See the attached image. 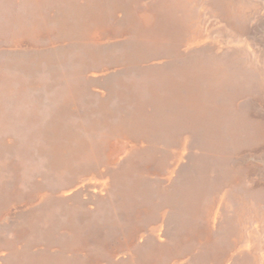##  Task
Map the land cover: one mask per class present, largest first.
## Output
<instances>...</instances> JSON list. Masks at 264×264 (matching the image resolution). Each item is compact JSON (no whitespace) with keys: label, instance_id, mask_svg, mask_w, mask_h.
<instances>
[{"label":"rangeland","instance_id":"1","mask_svg":"<svg viewBox=\"0 0 264 264\" xmlns=\"http://www.w3.org/2000/svg\"><path fill=\"white\" fill-rule=\"evenodd\" d=\"M262 50L264 0H0V264H264Z\"/></svg>","mask_w":264,"mask_h":264},{"label":"bare ground","instance_id":"2","mask_svg":"<svg viewBox=\"0 0 264 264\" xmlns=\"http://www.w3.org/2000/svg\"><path fill=\"white\" fill-rule=\"evenodd\" d=\"M177 4V3H176ZM233 4V3H232ZM221 5V4H220ZM230 5V4H229ZM168 6V5H167ZM175 6V5H174ZM212 6V5H211ZM245 7L246 8H239V11H237V15H239L240 17H242V15H243V12L244 13H247V14H249L250 12H252V11H254V9H255V5H251V4H247V5H245ZM161 8V7H160ZM175 8V7H174ZM224 9V8H223ZM261 10V9H260ZM216 17V16H215ZM230 17H232V16H230ZM245 17V16H244ZM247 18V17H246ZM217 23V22H216ZM189 24V23H188ZM198 24V23H197ZM146 26V25H145ZM147 32V31H146ZM181 33V32H180ZM180 36V35H179ZM197 36V35H196ZM204 37V36H203ZM160 40V39H159ZM202 40V39H201ZM176 41H178V40H176ZM180 41V40H179ZM192 42H193V44L194 45H200L201 43H202V41H200L199 39L197 40V39H193L192 38ZM25 43V42H24ZM177 43V42H176ZM188 43V42H187ZM191 45H193L192 43H190ZM241 45V44H240ZM246 45V44H245ZM237 46V45H236ZM163 47V46H162ZM178 47V46H177ZM249 47V46H248ZM140 48V47H139ZM139 48H138V51H139ZM151 48V47H150ZM149 48V49H150ZM179 48V47H178ZM250 48V47H249ZM166 49V48H165ZM206 49V48H205ZM251 50H252V48H250ZM200 50V49H199ZM145 51V50H144ZM196 51V50H195ZM159 52V51H158ZM162 52H163V50H162ZM176 52V51H175ZM206 52V51H205ZM205 52H204V54H205ZM215 52V51H214ZM83 53V52H82ZM193 53H194V50H193ZM237 53V52H236ZM94 54V53H93ZM92 54V57L94 56ZM140 54V53H139ZM158 54V53H157ZM104 55V54H103ZM193 55V54H192ZM206 55V54H205ZM214 55V54H213ZM97 56V55H96ZM140 56V55H139ZM160 56V55H159ZM224 56V55H223ZM90 57V56H89ZM227 57V56H226ZM77 58V57H76ZM75 58V59H76ZM140 58V57H139ZM188 58V57H187ZM200 58V57H199ZM186 59V58H185ZM202 59V58H201ZM83 60V59H82ZM97 60V59H96ZM141 60V59H140ZM199 60V59H198ZM208 60V59H207ZM206 59L204 60L205 62L207 61ZM212 60V59H211ZM220 60V59H219ZM84 61V60H83ZM188 61V60H187ZM218 61V60H217ZM225 61H226V59H225ZM76 62V61H75ZM175 62V61H174ZM189 63H190V61H188ZM203 62V61H202ZM22 63V62H21ZM85 63V62H84ZM188 63V64H189ZM192 63V62H191ZM198 63H199V61H198ZM214 63V62H213ZM222 63H223V60H222ZM221 63V64H222ZM256 63H257V66H258V68H259V71H261L262 72V75H263V77H264V51L262 50V51H260L259 52V54L256 56ZM201 65H202V63H200ZM186 65V64H185ZM199 65V64H198ZM214 65V64H213ZM226 65V64H225ZM35 66V65H34ZM193 66V65H192ZM200 66V65H199ZM203 66V65H202ZM85 67V66H84ZM184 67V66H183ZM187 67H189V65L187 66ZM186 67V68H187ZM185 68V69H186ZM194 68V67H193ZM205 68V67H204ZM218 68V67H217ZM153 69V68H152ZM155 70V69H154ZM202 70V69H201ZM258 70V69H257ZM143 71V70H142ZM141 71V72H142ZM191 71H192V69H191ZM203 71V70H202ZM215 71V70H214ZM219 71V70H218ZM28 72H29V70H28ZM27 72V73H28ZM32 72V71H31ZM137 72V71H136ZM36 73V72H35ZM124 73H126L125 71H124ZM129 73V72H128ZM222 73V72H221ZM146 74V73H145ZM188 74V73H187ZM231 75V74H230ZM47 76V75H46ZM147 76H149L148 74H147ZM179 76V75H178ZM181 76V75H180ZM228 76V75H227ZM239 76V75H238ZM35 77H36V75H35ZM115 77H117V76H115ZM119 77V76H118ZM237 77V76H236ZM235 77V78H236ZM68 78V77H67ZM114 78V77H113ZM138 78H140V77H138ZM145 78V77H144ZM218 78H221V77H218ZM143 79V78H142ZM147 79V78H146ZM178 79V78H177ZM188 79V78H187ZM186 79V80H187ZM196 79V78H195ZM194 79V80H195ZM237 79V78H236ZM111 80V79H110ZM114 80V79H113ZM208 80V79H207ZM235 80V79H234ZM233 80V81H234ZM247 80V79H246ZM245 80V81H246ZM211 81V80H210ZM209 81V82H210ZM236 81V80H235ZM249 81V80H248ZM118 82V81H117ZM182 82V81H181ZM193 82V81H192ZM198 82H199V80H198ZM202 82V81H201ZM240 82V81H239ZM113 83V82H112ZM131 83V82H130ZM139 83V82H138ZM200 83V82H199ZM198 83V84H199ZM203 83H205V82H203ZM86 84V83H85ZM115 84V83H114ZM126 84H127V82H126ZM129 84V83H128ZM137 84V83H136ZM140 84V83H139ZM168 83H166L165 85H167ZM194 84V83H193ZM233 83H231V85H232ZM235 84V83H234ZM87 85V84H86ZM134 85V84H133ZM138 85V84H137ZM144 85V84H143ZM145 85H147V84H145ZM184 85V84H183ZM183 85H182V87H183ZM189 85V84H188ZM215 85V84H214ZM213 85V86H214ZM237 85V84H236ZM243 85V84H242ZM82 86V85H81ZM118 86V85H117ZM152 86V85H151ZM203 86V85H202ZM217 86V85H216ZM237 86H239V85H237ZM84 87V86H83ZM140 87V86H139ZM192 87V86H191ZM240 87V86H239ZM50 88V87H49ZM49 88H47V89H49ZM133 88V87H132ZM138 88V87H137ZM162 88V87H161ZM181 88V87H180ZM180 88H179V92H180ZM196 88V87H195ZM32 89V88H31ZM119 90L121 89V88H118ZM123 89V88H122ZM191 89V88H190ZM194 89V88H193ZM58 90V89H57ZM151 90V89H150ZM188 90V89H187ZM55 91H56V89H55ZM190 90H188V92H189ZM213 91H215V90H213ZM109 92V91H108ZM152 92V91H151ZM169 92V91H168ZM175 92V91H174ZM153 94V93H152ZM185 94V93H184ZM191 95H193L192 93H190ZM197 94V93H196ZM216 94V93H215ZM136 95V94H135ZM172 95V94H171ZM187 95V94H186ZM198 95H200V94H198ZM214 95V94H213ZM174 96V95H173ZM176 96V95H175ZM174 96V97H175ZM196 96V95H195ZM202 96H203V94H202ZM207 96H209V95H207ZM216 96H219V94L218 95H216ZM224 96V95H223ZM25 97V96H24ZM36 97V96H35ZM40 97V96H39ZM157 97H159V96H157ZM164 97V96H163ZM189 97V96H188ZM198 97V96H197ZM200 97V96H199ZM220 97V96H219ZM165 98V97H164ZM167 98V97H166ZM173 98V97H172ZM178 98V97H177ZM193 98H195V97H193ZM222 98V97H221ZM220 98V99H221ZM225 98V97H224ZM232 98V97H231ZM136 99V98H135ZM151 99V98H150ZM175 99V98H174ZM195 99H199V98H195ZM226 99V98H225ZM228 99V98H227ZM137 100V99H136ZM159 100V99H158ZM168 100V99H167ZM219 100V99H218ZM22 101V100H21ZM172 101H174L173 99H172ZM187 101H189V100H187ZM202 101V100H201ZM226 101V100H225ZM160 102V101H159ZM217 102H220V100L219 101H217ZM216 102V103H217ZM21 103V102H20ZM145 104H147V102L145 103ZM155 104V103H154ZM218 104V103H217ZM220 104V103H219ZM179 105V104H178ZM181 105V104H180ZM189 105V104H188ZM187 105V106H188ZM246 105V104H245ZM248 105V104H247ZM162 106V105H161ZM186 106V105H185ZM191 106H194V105H192L191 104ZM191 106H188V107H191ZM22 107V106H21ZM51 107V106H50ZM65 108V107H64ZM68 108H69V106H68ZM135 108V107H134ZM141 108V107H140ZM156 108V107H155ZM185 108V107H184ZM192 108V107H191ZM140 110V109H139ZM159 110V109H158ZM161 110V109H160ZM191 110V109H190ZM62 112H64V111H62ZM155 113V112H154ZM209 114V113H208ZM13 115V114H12ZM15 115V114H14ZM25 115V114H24ZM165 115V114H164ZM207 115V114H206ZM49 116V114L48 113H44L43 114V119H46L47 117ZM139 116V115H138ZM195 116V115H194ZM207 116H209V115H207ZM164 117V116H163ZM166 117H167V119H168V115H166ZM196 117V116H195ZM138 118V117H137ZM140 118H142V117H140ZM160 118V117H159ZM174 118V117H173ZM196 118H199V117H196ZM164 120H166V119H164ZM170 120V119H169ZM161 121V120H160ZM159 121V122H160ZM157 122V121H156ZM155 122V123H156ZM158 122V123H159ZM203 122H204V120H203ZM145 123V122H144ZM165 123V122H164ZM163 123V125H165ZM157 124V123H156ZM68 125V124H67ZM69 126V125H68ZM163 128H165V126L163 127ZM53 130V129H52ZM204 132V131H203ZM56 134H57V132H56ZM55 134V135H56ZM63 134V133H62ZM66 134V133H65ZM47 135V134H46ZM64 136V135H63ZM46 137H48V136H46ZM66 137V140H67V144L65 145L64 144V146H62V147H60V149H59V156L57 155L55 158H58L59 159V164H63L64 162H65V155H66V151H67V149L69 148V146L71 145V144H73V141H72V138H70V137H67V136H65ZM208 137V136H207ZM206 138V137H205ZM227 140V139H226ZM229 140V139H228ZM77 142V141H76ZM78 144L80 145V143H77L76 145H74L73 146V148H75V147H77L78 146ZM78 149V148H77ZM85 149V148H84ZM78 152V150H76V153ZM88 156H90V155H88ZM72 156H70L69 157V159L71 158ZM68 162V161H67ZM66 162V163H67ZM52 163V162H51ZM213 218H212V224L213 225H215L216 224V221L218 220V214L216 213L215 215H213L212 216ZM219 222V221H218ZM213 229V228H212ZM247 244V243H246ZM245 250H246V252L247 253H249V254H252L253 255V252H252V249H250V246H245ZM263 256L264 255H262L261 257L263 258Z\"/></svg>","mask_w":264,"mask_h":264}]
</instances>
